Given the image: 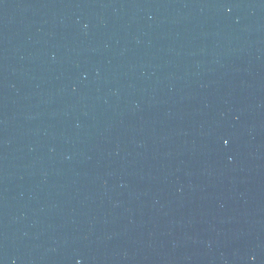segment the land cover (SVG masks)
<instances>
[{
	"label": "water",
	"instance_id": "water-1",
	"mask_svg": "<svg viewBox=\"0 0 264 264\" xmlns=\"http://www.w3.org/2000/svg\"><path fill=\"white\" fill-rule=\"evenodd\" d=\"M264 152V0H0V264H111Z\"/></svg>",
	"mask_w": 264,
	"mask_h": 264
}]
</instances>
